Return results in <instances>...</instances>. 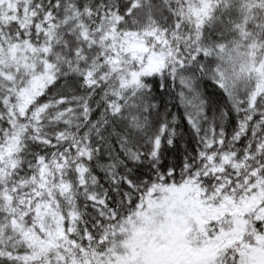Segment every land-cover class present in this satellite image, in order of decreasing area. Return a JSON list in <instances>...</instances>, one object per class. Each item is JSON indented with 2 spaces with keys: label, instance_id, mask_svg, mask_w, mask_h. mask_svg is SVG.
Segmentation results:
<instances>
[{
  "label": "snow or ice",
  "instance_id": "snow-or-ice-1",
  "mask_svg": "<svg viewBox=\"0 0 264 264\" xmlns=\"http://www.w3.org/2000/svg\"><path fill=\"white\" fill-rule=\"evenodd\" d=\"M0 264H264V0H0Z\"/></svg>",
  "mask_w": 264,
  "mask_h": 264
}]
</instances>
